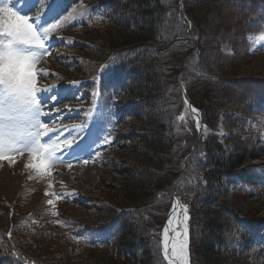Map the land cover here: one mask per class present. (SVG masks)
<instances>
[{"label":"trees","instance_id":"1","mask_svg":"<svg viewBox=\"0 0 264 264\" xmlns=\"http://www.w3.org/2000/svg\"><path fill=\"white\" fill-rule=\"evenodd\" d=\"M80 1L91 11L77 26V51L98 60L116 51L113 55L120 59L114 80L103 82L102 90L114 93L120 115H132L125 135L131 143L121 151L135 162L128 168L111 167L121 188L111 192L105 204L95 205L81 225H101L117 210L122 220L110 241L76 242L66 234L53 237L28 230L30 224L19 221L7 233L8 218L0 213V264H169L157 238L163 213L159 197L163 191L170 193L185 147L189 149L196 135L182 140L178 118L170 109L175 97L183 99L177 75L181 65L174 58L180 55V45L188 51L195 46L190 70L197 74L187 79L192 83L185 91L201 121L214 128L223 117L232 132L226 138L228 151L215 136L200 138L193 153L198 157L204 150L206 157L195 158L192 180L175 185L189 200L190 264H264L260 249H249L247 240L242 243L245 249L237 248L231 239L239 230L235 214L255 217L264 201L241 200L240 191L221 185L222 174L260 155L236 116L254 111L259 97L255 81L237 78L236 72L240 63L252 59L246 34L263 25L264 0H64L69 7ZM226 6V15L218 18L215 12ZM168 55L170 71L164 65ZM207 232L213 233L211 240Z\"/></svg>","mask_w":264,"mask_h":264},{"label":"rangeland","instance_id":"2","mask_svg":"<svg viewBox=\"0 0 264 264\" xmlns=\"http://www.w3.org/2000/svg\"><path fill=\"white\" fill-rule=\"evenodd\" d=\"M61 1L63 3L60 0H51L52 11L39 6L28 11L25 6H21L19 1L15 3V6L28 12V15L32 18L43 12L42 19L36 21L37 24H43V26L53 23V17L56 19L63 18L60 27L51 32L45 42V47L49 49V54L42 56L36 64V70L40 73L37 76V87L44 89L57 86L49 94L57 95L58 102L54 106L51 102L45 105L43 107L45 115L41 119L42 122L47 124L48 128L54 130L49 133L50 136H54L57 130L61 133L62 138L68 137L69 133H71V136L74 137L73 146L76 143H82L90 144V147L83 150L76 149L74 153L63 152L62 158L65 162L56 163L51 167L49 169L50 175H38L34 169L25 167L32 160V156L27 150L22 153L10 154L11 159L15 161L14 163H10L7 158L0 160V211L4 206L2 202H6L7 199L9 204H12V198L16 195L18 208L22 207V211H19V213L25 214L28 210L40 207L44 211L51 212L59 223H66L72 217L87 219L89 217V207L105 204V199L110 198L111 192L121 188L116 180L109 177L107 168L100 169L97 165L96 156L104 139L101 134L103 129L108 133L110 140L116 137V133L113 130L102 124L103 119L111 123V117L106 115H116V113L107 99L108 95H110L108 92H105L102 106L99 94L93 95L94 91H98V87L94 83V80L97 79L95 77L96 74L101 72L102 66L109 65V67L103 69L102 81L108 83L113 81L116 66L120 63V59L118 55H113L112 51L105 56L103 55L104 57L101 56L102 59L99 60L88 58L85 53H82L84 51H77L78 47L81 46V40L75 32L77 31V26L90 14V7L84 6L81 1L77 5L68 7L64 0ZM9 6H11V3H9ZM228 10L226 6L218 9L215 13L218 18H223ZM196 21L199 23L200 19ZM187 37H189V34H187ZM247 39L254 45L252 50L256 52V56L238 65L239 70L236 72V77L246 79L262 78L264 77V33L256 31L247 36ZM182 42L186 43L185 41ZM187 53L188 49L186 47L181 48L180 45V55L176 54L174 56V58L177 56L179 59L181 67L183 64L182 68L185 67L184 72L183 69L178 72L184 78L181 83L184 89L188 88L190 83H192V80L187 81V79L189 77L191 79L192 75L196 76L197 74L195 69L194 72L190 70L194 59L191 60L190 55H187ZM171 64V55L165 56L164 65L167 71H170ZM167 87L170 89L169 93H171V84ZM237 96L239 94H235V98ZM197 99L200 100V97H197ZM70 109L75 111H69ZM170 109L171 114L178 118L177 124L182 131V140L189 138L192 133L194 134V127L197 123L188 108L187 101L184 98L175 97L173 107L171 103ZM89 111H91V117L88 116ZM150 111L154 112V108L152 107ZM92 115L94 116L92 117ZM208 133H211V131L203 127L201 134L205 135ZM215 133L222 139L226 131L223 127H219ZM47 139L48 136L42 138V140ZM61 147L63 146L61 145ZM57 154L59 155L60 153ZM87 157H93V160L85 164L82 160ZM117 158H124L123 163L114 165L117 168H128L135 163L130 159L127 152L112 154L109 163H116L115 160ZM78 159L81 162H77ZM69 161L71 162V167L68 166L67 162ZM260 161L264 162V155L258 160V162ZM245 165H249L248 161ZM95 179L100 180V187L94 183ZM49 185H52V187H49ZM46 192L51 195H46ZM5 193L6 196L3 195ZM56 194H65V196L64 198H57ZM186 197H188L187 193H184L183 196L180 194L179 206L175 208L176 220H174V224L177 228L176 231L179 230L180 226L182 227L174 235L173 244L177 245L183 239L185 229V216H187L186 210L189 204V200ZM239 199L249 200V198L244 196H239ZM48 200H52L53 204H48ZM22 203L24 204L22 205ZM162 206L163 213L160 217L161 223L157 235L160 240L164 237L162 227L167 215V206L165 204ZM257 216L262 218L263 224L260 227L264 233V210L258 213ZM0 223H2V218H0ZM212 235L213 233L207 232L206 239L211 240ZM225 245L227 248L230 247L228 243H225Z\"/></svg>","mask_w":264,"mask_h":264},{"label":"snow or ice","instance_id":"3","mask_svg":"<svg viewBox=\"0 0 264 264\" xmlns=\"http://www.w3.org/2000/svg\"><path fill=\"white\" fill-rule=\"evenodd\" d=\"M20 2L28 11L37 6L52 11L51 0H20ZM15 3L16 0H8V2L0 0V160L7 158L10 163H14L10 154L27 150L32 160L25 167L34 169L38 175H50L51 167L56 163L65 162L62 158L63 152L74 153L76 149L89 148L90 144L76 143L73 146L74 137L71 133L68 137L62 138L58 130L54 136H50L49 133L54 130L48 128L41 119L45 115L43 107L50 102L53 106L58 102L57 95L49 94L57 86L44 89L37 87V76L40 73L36 70V64L42 56L49 54L45 42L49 34L60 27L63 18L53 17V23L43 26L36 23L37 20L42 19L43 12L32 18L28 12L16 8ZM107 67L109 65L102 66L101 73ZM98 80L99 77L94 83L98 84ZM98 94V91L93 92L94 96ZM88 116L91 117V111L88 112ZM197 128L199 130L198 122ZM45 136H48V139L42 140ZM104 142L110 144L111 140L106 137ZM90 160H93V157H87L82 162L87 164ZM77 162L81 161L78 159ZM67 163L71 167V162ZM45 194L51 195L47 192ZM56 195L57 198L65 196V194ZM47 203L51 205L53 201L48 200ZM171 223L170 219L169 224ZM168 231L166 227L165 235ZM187 247V227H185L183 239L178 245L174 243L171 246V256L168 244L165 243L164 259L168 260L169 264H188Z\"/></svg>","mask_w":264,"mask_h":264},{"label":"water","instance_id":"4","mask_svg":"<svg viewBox=\"0 0 264 264\" xmlns=\"http://www.w3.org/2000/svg\"><path fill=\"white\" fill-rule=\"evenodd\" d=\"M169 255H170V253H169ZM171 256V255H170Z\"/></svg>","mask_w":264,"mask_h":264},{"label":"bare ground","instance_id":"5","mask_svg":"<svg viewBox=\"0 0 264 264\" xmlns=\"http://www.w3.org/2000/svg\"><path fill=\"white\" fill-rule=\"evenodd\" d=\"M173 222V221H172Z\"/></svg>","mask_w":264,"mask_h":264}]
</instances>
